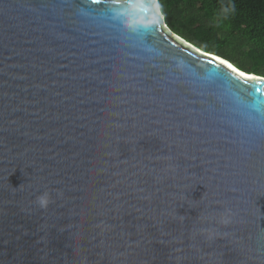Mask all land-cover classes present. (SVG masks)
Returning <instances> with one entry per match:
<instances>
[{"label": "water", "instance_id": "1", "mask_svg": "<svg viewBox=\"0 0 264 264\" xmlns=\"http://www.w3.org/2000/svg\"><path fill=\"white\" fill-rule=\"evenodd\" d=\"M0 264H264V76L159 0H0Z\"/></svg>", "mask_w": 264, "mask_h": 264}, {"label": "trees", "instance_id": "2", "mask_svg": "<svg viewBox=\"0 0 264 264\" xmlns=\"http://www.w3.org/2000/svg\"><path fill=\"white\" fill-rule=\"evenodd\" d=\"M167 26L208 53L264 76V0H159Z\"/></svg>", "mask_w": 264, "mask_h": 264}, {"label": "snow or ice", "instance_id": "3", "mask_svg": "<svg viewBox=\"0 0 264 264\" xmlns=\"http://www.w3.org/2000/svg\"><path fill=\"white\" fill-rule=\"evenodd\" d=\"M92 2H93V3H99L100 0H92ZM222 63H224V62H222ZM226 66H227L229 69H231L232 71H237V70L234 69V68L232 67V65H230V64H228V65H226ZM238 75L243 77L245 74H244V73H238ZM246 79H248V78H246ZM250 79H252L253 81L259 83L261 78L251 77ZM257 91H259V89H257Z\"/></svg>", "mask_w": 264, "mask_h": 264}, {"label": "clouds", "instance_id": "4", "mask_svg": "<svg viewBox=\"0 0 264 264\" xmlns=\"http://www.w3.org/2000/svg\"><path fill=\"white\" fill-rule=\"evenodd\" d=\"M166 23V22H165ZM169 28V27H168ZM170 29V28H169ZM170 31H172L171 29H170ZM173 32V31H172ZM174 33V32H173ZM175 34V33H174ZM175 35H177V34H175ZM179 36V35H178ZM248 73V72H247Z\"/></svg>", "mask_w": 264, "mask_h": 264}, {"label": "rangeland", "instance_id": "5", "mask_svg": "<svg viewBox=\"0 0 264 264\" xmlns=\"http://www.w3.org/2000/svg\"><path fill=\"white\" fill-rule=\"evenodd\" d=\"M159 8V7H158Z\"/></svg>", "mask_w": 264, "mask_h": 264}]
</instances>
